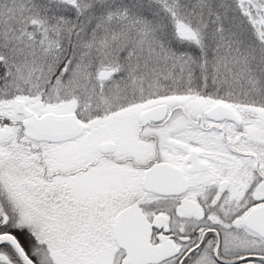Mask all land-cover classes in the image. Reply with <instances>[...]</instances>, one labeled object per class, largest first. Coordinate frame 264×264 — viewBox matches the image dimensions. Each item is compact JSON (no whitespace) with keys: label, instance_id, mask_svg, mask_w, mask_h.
<instances>
[{"label":"snow or ice","instance_id":"1","mask_svg":"<svg viewBox=\"0 0 264 264\" xmlns=\"http://www.w3.org/2000/svg\"><path fill=\"white\" fill-rule=\"evenodd\" d=\"M0 264H264V0H0Z\"/></svg>","mask_w":264,"mask_h":264}]
</instances>
